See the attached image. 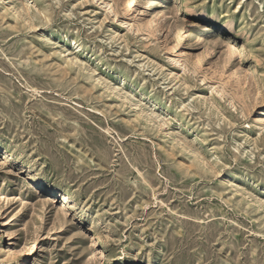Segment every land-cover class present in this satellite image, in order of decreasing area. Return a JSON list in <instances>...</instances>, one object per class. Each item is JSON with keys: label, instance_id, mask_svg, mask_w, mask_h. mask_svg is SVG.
<instances>
[{"label": "rangeland", "instance_id": "obj_1", "mask_svg": "<svg viewBox=\"0 0 264 264\" xmlns=\"http://www.w3.org/2000/svg\"><path fill=\"white\" fill-rule=\"evenodd\" d=\"M110 258L264 264V0H0V264Z\"/></svg>", "mask_w": 264, "mask_h": 264}, {"label": "bare ground", "instance_id": "obj_2", "mask_svg": "<svg viewBox=\"0 0 264 264\" xmlns=\"http://www.w3.org/2000/svg\"><path fill=\"white\" fill-rule=\"evenodd\" d=\"M9 156H10V155H9ZM9 156H8L7 153H5V158H6V160H8V157H9ZM9 158H10V157H9ZM39 188H40V189H45L44 186H43V184H41ZM36 189H37V188H36ZM40 189H37V190L40 191ZM51 192H52L51 199H55V200H57L58 197H62V196H63V195L60 194V192H58V190H56V189L51 190ZM63 199H64V198H63ZM63 202H64V205H65L66 209L69 208V209L71 210V206L68 205V203H67V201H66L65 199H64ZM72 206H73V205H72ZM92 240H93V239H92ZM16 255H17L16 249H15V247H12V248L10 249L9 257H10V258H15ZM110 259H111V258H110ZM109 261H110L109 264H113L114 259L112 258V259L109 260Z\"/></svg>", "mask_w": 264, "mask_h": 264}]
</instances>
